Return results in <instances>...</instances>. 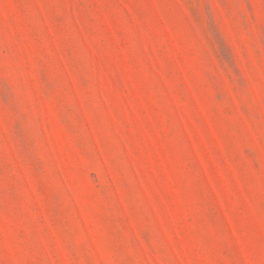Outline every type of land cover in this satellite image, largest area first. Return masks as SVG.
Returning <instances> with one entry per match:
<instances>
[{"label": "rangeland", "instance_id": "374dc122", "mask_svg": "<svg viewBox=\"0 0 264 264\" xmlns=\"http://www.w3.org/2000/svg\"><path fill=\"white\" fill-rule=\"evenodd\" d=\"M0 264H264V0H0Z\"/></svg>", "mask_w": 264, "mask_h": 264}]
</instances>
